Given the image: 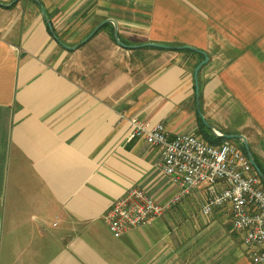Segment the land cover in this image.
Segmentation results:
<instances>
[{"label": "crops", "instance_id": "1", "mask_svg": "<svg viewBox=\"0 0 264 264\" xmlns=\"http://www.w3.org/2000/svg\"><path fill=\"white\" fill-rule=\"evenodd\" d=\"M131 118L239 136L264 175V0H0V264H251L203 189L110 234L129 188L177 193Z\"/></svg>", "mask_w": 264, "mask_h": 264}, {"label": "built area", "instance_id": "2", "mask_svg": "<svg viewBox=\"0 0 264 264\" xmlns=\"http://www.w3.org/2000/svg\"><path fill=\"white\" fill-rule=\"evenodd\" d=\"M129 136L160 150L158 167L177 189L165 206L136 187L111 202L102 222L113 237L149 224L167 208L203 189L200 214L209 218L225 210L229 231L241 241L251 264H264V184L245 154L223 139L213 145L200 135H170L161 124L128 120ZM216 136H220L215 132Z\"/></svg>", "mask_w": 264, "mask_h": 264}, {"label": "water", "instance_id": "3", "mask_svg": "<svg viewBox=\"0 0 264 264\" xmlns=\"http://www.w3.org/2000/svg\"><path fill=\"white\" fill-rule=\"evenodd\" d=\"M102 24L98 25L96 28H94V30L91 32L94 33ZM113 38L114 40L120 44L119 40H118V37H117V34H116V29L114 28V31H113ZM153 47H161V48H164V49H171V50H180L182 48H177V47H167V46H154V45H151ZM203 62L199 63L196 68H195V71H194V75L196 76V73L197 71L200 69V67L202 66ZM196 98H197V93H196ZM223 139H239L242 141L243 143V148H244V152H245V155L247 156V159L249 161V163L251 164V166L253 167V169L255 170V172L257 173V175L259 176V178L261 179V181L263 182L264 184V175L260 172V170L258 169V167L254 164V162L252 161V158H251V155H250V152L246 146V143L245 141L239 137V136H228V135H223L222 136Z\"/></svg>", "mask_w": 264, "mask_h": 264}, {"label": "rangeland", "instance_id": "4", "mask_svg": "<svg viewBox=\"0 0 264 264\" xmlns=\"http://www.w3.org/2000/svg\"><path fill=\"white\" fill-rule=\"evenodd\" d=\"M162 125V124H161ZM209 143V142H208ZM239 148V147H238ZM239 150H241L242 152H243V150H242V148H239ZM201 203H202V200H201ZM201 203H200V205H201ZM199 212H200V208H199Z\"/></svg>", "mask_w": 264, "mask_h": 264}, {"label": "trees", "instance_id": "5", "mask_svg": "<svg viewBox=\"0 0 264 264\" xmlns=\"http://www.w3.org/2000/svg\"><path fill=\"white\" fill-rule=\"evenodd\" d=\"M187 52V51H186Z\"/></svg>", "mask_w": 264, "mask_h": 264}]
</instances>
